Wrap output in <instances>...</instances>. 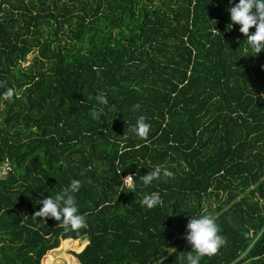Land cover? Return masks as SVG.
<instances>
[{"label":"trees","instance_id":"obj_1","mask_svg":"<svg viewBox=\"0 0 264 264\" xmlns=\"http://www.w3.org/2000/svg\"><path fill=\"white\" fill-rule=\"evenodd\" d=\"M227 7L0 0V264H183L204 214L225 243L200 264H264V52L249 55ZM156 166L172 176L143 186ZM72 179L86 226L39 223V200Z\"/></svg>","mask_w":264,"mask_h":264},{"label":"clouds","instance_id":"obj_2","mask_svg":"<svg viewBox=\"0 0 264 264\" xmlns=\"http://www.w3.org/2000/svg\"><path fill=\"white\" fill-rule=\"evenodd\" d=\"M226 11L229 15V25L231 27L239 26L238 31L244 36L243 41L246 42L247 48L252 53L249 55L257 56L264 52V0H238V2L237 0H228ZM251 28H254V31L250 32ZM261 67L264 69V65ZM12 94L13 90L9 89L6 98H10ZM95 100L97 106L93 107L91 111L93 119L99 118L103 114V106L109 104V100L103 94L97 95ZM138 108L139 105L133 106V110ZM149 130L150 125L145 122L143 117L138 118L136 125L131 128V131L139 137H146ZM162 176L171 177L172 173L156 166L140 179L143 186H150L154 181L160 180ZM80 187V181L72 179L70 184L55 196L50 195L39 200L38 204L41 206L34 212V216L39 218V223L45 224L47 220L52 219L63 224L66 230H79L85 227L86 220L84 215L79 213L75 197ZM141 204L151 209L161 205L162 200L158 193H151L142 198ZM183 239L191 248L182 257L183 264H200L202 257L215 254L225 243L216 221L207 214L189 217L185 225Z\"/></svg>","mask_w":264,"mask_h":264},{"label":"rangeland","instance_id":"obj_3","mask_svg":"<svg viewBox=\"0 0 264 264\" xmlns=\"http://www.w3.org/2000/svg\"><path fill=\"white\" fill-rule=\"evenodd\" d=\"M33 60H34V56L32 55V56L29 57L28 65L31 64L33 62ZM1 167L3 168V170L0 172V176H6L9 173V169H10L9 165H4V166H1ZM70 257L71 256L68 253H66L64 251H61V252L57 253V263H60L63 260L64 261H69ZM53 258L55 259L54 256H53Z\"/></svg>","mask_w":264,"mask_h":264},{"label":"built area","instance_id":"obj_4","mask_svg":"<svg viewBox=\"0 0 264 264\" xmlns=\"http://www.w3.org/2000/svg\"><path fill=\"white\" fill-rule=\"evenodd\" d=\"M124 182H125V186L128 187V188L132 187V185H133L132 178H125Z\"/></svg>","mask_w":264,"mask_h":264}]
</instances>
